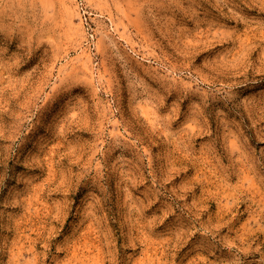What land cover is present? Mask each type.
Segmentation results:
<instances>
[{"label": "rangeland", "instance_id": "1", "mask_svg": "<svg viewBox=\"0 0 264 264\" xmlns=\"http://www.w3.org/2000/svg\"><path fill=\"white\" fill-rule=\"evenodd\" d=\"M0 264H264V0H0Z\"/></svg>", "mask_w": 264, "mask_h": 264}]
</instances>
